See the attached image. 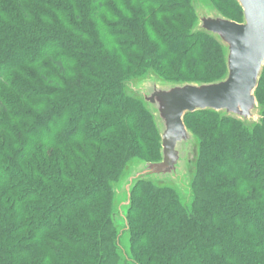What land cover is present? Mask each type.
<instances>
[{"label": "trees", "instance_id": "1", "mask_svg": "<svg viewBox=\"0 0 264 264\" xmlns=\"http://www.w3.org/2000/svg\"><path fill=\"white\" fill-rule=\"evenodd\" d=\"M206 1L242 22L235 0ZM196 22L191 0H0V264H264V119L251 132L212 112L185 118L201 145L190 205L140 182L120 253L111 186L161 160L125 82L222 79Z\"/></svg>", "mask_w": 264, "mask_h": 264}, {"label": "water", "instance_id": "2", "mask_svg": "<svg viewBox=\"0 0 264 264\" xmlns=\"http://www.w3.org/2000/svg\"><path fill=\"white\" fill-rule=\"evenodd\" d=\"M242 10V22L225 17L206 0H191L197 22L192 36L205 35L223 50L225 76L212 83L168 82L153 70L125 82L127 94L143 104L153 119L160 138L161 160L129 162L114 192L111 219L118 230L121 254L129 253V212L132 193L140 182L177 191L185 206L193 197L192 185L200 160V141L185 123L186 116L212 112L220 119L240 122L251 132L261 124L264 107L257 99V89L264 73V0H235ZM183 169L185 173H183ZM188 175V187L166 179Z\"/></svg>", "mask_w": 264, "mask_h": 264}, {"label": "rangeland", "instance_id": "3", "mask_svg": "<svg viewBox=\"0 0 264 264\" xmlns=\"http://www.w3.org/2000/svg\"><path fill=\"white\" fill-rule=\"evenodd\" d=\"M229 17L231 16V14L229 12L226 13ZM236 21H241V11H239V16L235 18ZM183 173H185V170L183 169ZM188 175L185 176H180L179 179H166V182H174L177 183L179 185V187H181L182 189H185L188 187Z\"/></svg>", "mask_w": 264, "mask_h": 264}]
</instances>
